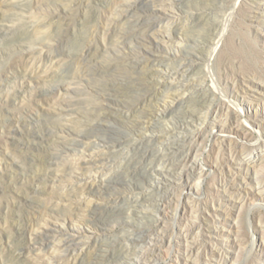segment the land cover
<instances>
[{
    "label": "rangeland",
    "instance_id": "1",
    "mask_svg": "<svg viewBox=\"0 0 264 264\" xmlns=\"http://www.w3.org/2000/svg\"><path fill=\"white\" fill-rule=\"evenodd\" d=\"M97 1L108 4L112 0H0V77L12 67L21 71L14 79H6L0 84V264H24L15 256L14 247L19 238V228L24 227L42 205L51 203V190H64L70 184L66 179L53 181L51 178L52 174L67 168L63 152L56 144L57 138L52 130L63 124L83 129L86 125L80 124L77 118L68 122L66 116L50 108V102L60 96L74 100L78 103L81 115L94 106L91 91L97 86V80L92 79L86 84L76 83L70 90L64 88L80 65L91 61L99 62V70L106 72L110 77L100 83L103 85L108 82L120 88L115 92V97L121 100L122 105L116 110L115 116L123 120L117 124L122 131H129L125 121L133 112V106L142 105L151 93L145 87L134 84L130 76L118 75V69L122 65L135 71L142 68L143 64L137 55L130 53L123 45L117 43L120 49L118 51L106 52L98 49L88 53L82 52L83 44L94 35L102 36L104 32L111 31L109 27L103 30ZM218 1L220 0H215ZM260 1L262 4L257 9L259 12L249 13L256 15L251 18L254 20L252 22L242 17L240 0H234V5L238 4L227 9L224 17H211L221 19V24L216 29L215 42L210 44L206 52L209 55L208 60L200 65L203 72L208 73L209 80L206 83L212 86L213 93H209V96L219 103L231 101L232 109L240 117V123L247 131V137L224 132L217 126L211 128V135L205 139L202 149L196 154L200 162L198 171L202 176L193 179L194 188L181 190V187L173 182L168 186V192L161 193L175 194L166 206H160V210L172 211V216L166 219L168 223L180 224L178 216L182 204L189 201L194 203L196 208L200 199L209 198L217 208L206 214L209 224L212 225L211 235L206 236L203 242L197 245L203 252L202 264H264V200L261 197L252 198L243 190L229 188L225 180L227 175H233L247 190L260 187L264 191V163L250 162L243 168H237L234 149L230 148L246 147L244 156L250 158L255 154V149L248 148L250 144L257 140L264 141V87L258 86L262 93L248 89L250 96L241 89L244 87L247 90L248 85L241 83L240 74L245 70L240 60L244 59L241 54L233 52V61L224 73H219L216 66V61L221 58L218 53L222 41L229 35L237 34L240 39L248 42L249 50L252 51L251 63L256 61L258 64L257 79L264 82V0ZM162 15L161 18L153 19L130 12L123 22L130 25L134 32L143 30L153 20L164 24L189 21L188 26H197V21H191L199 14L191 16L173 11L168 14L162 12ZM198 29L197 26L195 30ZM150 55L157 58L167 56L165 53ZM168 99H176L173 107L178 109L190 104L188 92L184 96H172ZM31 103L36 104L40 110L26 115ZM7 109L12 112L5 116ZM207 114L203 112V117H207ZM225 117L224 115V120ZM188 120L192 125H189L184 134L193 137V130L197 128L198 123L192 122L191 118ZM181 134V131L178 132L180 136L173 133L172 137L165 141L168 144L173 142L177 146L176 142L181 138ZM215 134L224 136L232 145L228 147L214 143ZM134 137L140 142L139 139L151 137V134ZM166 147L165 142H157L149 153L157 158L168 151L169 148ZM173 151L167 152V156L178 160L181 150L174 148ZM112 156L115 158V164L108 171L109 176L123 179L124 170L138 165L134 182L141 187L136 191L148 194L157 192L156 187L163 181L150 170L157 164L155 160L145 158V155L142 156L134 147H125L122 151L112 150ZM223 156L231 157L228 163L222 164ZM157 165L163 167L165 163ZM146 175L147 178L144 177ZM125 178L130 180L132 177L129 175ZM222 180L224 186H221ZM54 183L56 185L53 187ZM130 195L139 198L142 196L141 193ZM160 196L157 195V198ZM117 206L127 207L128 202L125 199L120 200ZM129 206L125 215L128 220L134 221L135 226L126 222L125 225L94 233L95 238L112 239L114 250L122 255L128 248L143 249L147 242L133 243L130 239L116 240V237L125 233L142 235L140 228L150 219L159 218L156 207L148 204L137 208ZM192 213L197 227L203 229V225L207 226V222L203 224L199 221L196 210ZM182 227L186 231L189 230L186 223H182ZM180 230L177 226H171L166 239L171 236L173 238ZM174 251L173 246H165L162 255L153 264L175 263ZM193 251V247L186 250L187 253ZM196 257L194 255L193 258ZM137 259L139 262V257L132 256L129 261L131 264H137ZM106 261L104 262L107 263ZM140 263L146 264L141 261Z\"/></svg>",
    "mask_w": 264,
    "mask_h": 264
},
{
    "label": "bare ground",
    "instance_id": "2",
    "mask_svg": "<svg viewBox=\"0 0 264 264\" xmlns=\"http://www.w3.org/2000/svg\"><path fill=\"white\" fill-rule=\"evenodd\" d=\"M97 2L103 30L109 27L111 31L104 32L102 36L94 35L83 44L82 52L88 53L98 49L106 52L118 51L120 49L117 43L123 45L130 53L137 55L143 64L142 68L135 71L122 65L118 69V75L130 76L134 84L145 87L151 93L142 105L133 106V112L125 121L129 131H122L117 124L123 120L115 116L116 110L122 105L121 100L115 97V92L120 88L108 82L103 85L100 83L110 77L106 72L99 70L101 69L99 62L91 61L80 65L64 88L70 90L76 83L86 84L92 79L97 80V86L91 91L94 106L81 115L77 107L78 103L74 100L60 96L50 102V108L66 116L68 122L77 118L80 124L86 125L83 129L63 124L52 130L57 138L56 144L63 152L67 168L52 174L51 178L53 181L66 179L70 184L64 190H51V203L42 205L24 227L19 228V238L14 247L15 256L24 264H131L129 258L132 256L139 257V260L146 264H153L162 255L164 247L170 245L175 250L173 264H202L203 252L197 245L202 243L206 236L211 235L212 225L209 224V217L206 214L217 208L212 205L209 198L200 199L196 203V208L194 203L189 201L182 204L178 216L180 224L168 223L166 219L172 216V211L160 210V206H166L173 200L175 194L161 193L168 192V186L173 182L178 184L181 190L194 188L193 179L202 176L198 171L200 162L196 154L202 149L205 139L211 135V128L217 126L224 132L247 137V131L242 127L240 117L232 109L231 101L225 100L219 103L209 96V93H213L212 86L206 83L209 76L200 68V65L208 60L209 55L206 52L210 44L215 42L216 29L221 24V19L211 17L217 15L224 17V12L234 8L238 3L234 5V0L218 2L215 0H112L108 4ZM261 4L260 0H240L242 17L254 21L251 18H255L256 15L249 13L259 12L257 9ZM173 11L191 16L198 13L196 19L191 22L197 21L199 29L195 30L197 26L194 24L188 26L189 21L164 24L153 20L143 30L134 32L130 25H125L123 22L130 12L157 19L163 16L162 12L168 14ZM184 40L186 43H183ZM249 47L248 42L240 39L237 34L229 35L222 41L218 53L221 58L216 61L218 72L224 73L229 63L233 61V52L243 56L244 59L240 58V60L245 70L240 74L241 83L248 85L247 90L244 87L241 89L248 96L251 95L249 90L262 93V89L258 86L264 87V82L257 79L258 64L256 61L251 63L252 51ZM160 53H165L167 56L157 58L150 55H160ZM18 73L20 74L21 71L12 67L0 77V84L6 79H14ZM186 92L190 96V104L185 108H174L173 103L176 99L170 101L168 98L184 96ZM39 110L36 104L31 103L25 114L31 115ZM11 112L12 110L7 109L4 115L8 116ZM203 112L208 113L207 117H203ZM224 115L226 120L223 119ZM190 118L192 122L198 123L197 128L193 130L195 132L193 137L184 134L189 125H192L188 120ZM180 131L182 134L176 142L177 146L173 142L168 144L165 141L172 137L171 134L178 135ZM148 133L151 137H142L139 139L140 142L134 137L146 136ZM157 142H165L169 149L166 147L168 151L156 158L149 152ZM214 143L228 147L232 145L220 134H215ZM250 145L248 148L255 149V154L250 158L244 156L246 147H241V150L230 147L234 149L237 168H243L250 162L264 163V141L257 140ZM125 147H134L142 156L145 155V158L151 161L155 160L157 164L165 163L163 167L154 164L150 169L163 181L156 187L155 194L136 191L141 187L134 182L138 174V165L124 170L123 179L108 175V171L115 164L112 150L122 151ZM174 148L181 150L178 160L167 156V152L173 153ZM230 158L223 156L222 164L228 163ZM129 175L132 180L125 178ZM144 177L147 178V175ZM225 180L229 188L243 190L252 198L261 197L264 200V191L260 187L247 190L233 175L229 177L227 175ZM223 181L221 186H224ZM55 185L54 183L53 187ZM130 193H141L142 196L133 197ZM236 193L232 192V194ZM157 195L161 196L157 198ZM123 199L127 200L128 206H117L118 201ZM146 204L157 208L159 218L154 219L150 216L152 219L140 228L142 235L125 233L115 238L130 239L133 243L147 242L143 249L128 248L123 255L117 254L112 239L95 238L94 233L98 230L113 229L125 225L126 222L135 226L134 221L128 220L125 215L129 205L137 208ZM195 210L199 221L203 224L208 223L207 226L203 225V229L196 226L192 213ZM176 216L177 212H175ZM182 223L189 225L188 231L182 227ZM171 226H177L181 230L176 232L173 238L171 236L166 239L167 231ZM198 228L200 230H197ZM192 247L194 251L187 253L186 250ZM194 255L197 257L193 258ZM140 261L138 262L137 259V264H141Z\"/></svg>",
    "mask_w": 264,
    "mask_h": 264
}]
</instances>
